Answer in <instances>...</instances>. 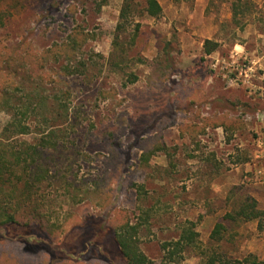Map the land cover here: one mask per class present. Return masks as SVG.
Segmentation results:
<instances>
[{
  "label": "rangeland",
  "instance_id": "374dc122",
  "mask_svg": "<svg viewBox=\"0 0 264 264\" xmlns=\"http://www.w3.org/2000/svg\"><path fill=\"white\" fill-rule=\"evenodd\" d=\"M157 1L159 17L133 0L138 6L121 21L122 0L102 7L99 0H0V42L8 46L24 37L41 51L77 26L94 36L72 59L47 64L52 82L18 72L14 105L31 107V134L18 145L55 135L46 149L52 167L32 204L45 221L27 225L20 217L0 229V264H77L67 258L82 249L94 258L86 264H126L109 228L114 209L137 226L150 264H160L164 244L191 225L198 249L170 264H201L204 251L264 260L255 221L226 222L223 240L209 239L246 197L264 209V0H240L236 20L237 0ZM205 40L219 44L210 55ZM8 119L0 112V132ZM137 144L152 150L147 161ZM117 153L124 161L116 171L103 160ZM125 178L134 186L123 190ZM96 185L101 207L86 198ZM86 243L98 244L103 257Z\"/></svg>",
  "mask_w": 264,
  "mask_h": 264
},
{
  "label": "trees",
  "instance_id": "16d2710c",
  "mask_svg": "<svg viewBox=\"0 0 264 264\" xmlns=\"http://www.w3.org/2000/svg\"><path fill=\"white\" fill-rule=\"evenodd\" d=\"M108 1L99 0L98 6L107 5ZM122 1L119 19L126 21L138 4H135L133 0ZM141 3L142 10L147 16L157 18L161 15L162 8L157 0H141ZM241 5L240 0L232 3L233 20L238 17ZM92 38H94L93 35L77 26L70 31L64 42L54 44L41 51L35 49L30 41L24 37H21L16 45L8 46L0 42V112H5L9 116L0 132V229L17 224L20 217L26 219L27 225L37 223L41 226V223H44V214L39 212L32 204L36 189L39 187L37 185L46 179L50 167H52L50 162L47 161L46 149L48 148L47 145L52 142L50 137L55 135L54 130H50L48 135L40 138L37 145L25 141L18 145L17 138L19 136L31 134V126L26 122L31 112L30 105H23V107L14 105L15 94L19 90L17 78L20 75L18 72L20 69H24V73L29 79H39L41 81L47 79L52 82V76L48 75L45 70L47 64L56 62L60 57H65L67 60L72 59L81 50L85 42ZM218 46L217 42L205 40L203 52L210 55ZM214 126L217 127L218 125ZM52 145L54 147V143ZM137 147L142 149L141 159L147 161L152 150L140 144H137ZM115 155L114 157L109 154L103 161L107 168L113 167L117 171V169L123 168L122 162L124 159L120 153ZM131 185L134 186L129 178H125L122 189L124 190ZM99 186L96 185L92 192L90 190L86 192V198L91 199L94 207L102 206L99 200L101 190ZM113 214V220L108 226L113 231L114 242L126 264H150V260L139 249L137 226L130 224L127 212L114 209ZM253 221L256 222L257 230L264 232V209H259L254 199L246 197L215 224L209 239L215 244L220 243L228 230L226 222L240 226L243 223ZM5 241L1 240V242ZM198 243V234L193 230L192 225L183 228L177 240L164 244L163 248L167 252L160 264L176 262V257L181 253L190 249H198ZM86 247L88 249L93 248L100 258L103 257L98 244L86 243ZM87 251V249H82L74 256L67 258V260L77 264H86L87 261L94 259L89 258L86 260ZM200 253L203 256L201 264H264V260L258 259L253 254L232 259L215 251Z\"/></svg>",
  "mask_w": 264,
  "mask_h": 264
}]
</instances>
